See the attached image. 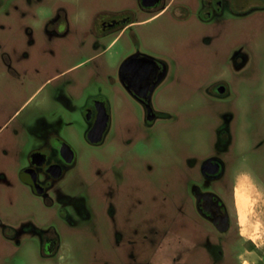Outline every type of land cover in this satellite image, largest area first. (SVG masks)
Instances as JSON below:
<instances>
[{
  "label": "rangeland",
  "instance_id": "obj_1",
  "mask_svg": "<svg viewBox=\"0 0 264 264\" xmlns=\"http://www.w3.org/2000/svg\"><path fill=\"white\" fill-rule=\"evenodd\" d=\"M39 1L0 0V264H40L33 246L11 256L17 240L6 230L28 224L60 239L58 264H239L234 256L246 247L233 225L218 234L202 224L200 254L195 187L229 197L242 239L257 246L241 262L264 264V0H231V12L207 29L165 15L134 38L88 34L83 43L43 32V18L33 21ZM133 1L71 7L85 9L90 26ZM136 47L167 65L151 127L117 81L118 63ZM217 83L225 96L211 94ZM95 100L109 117L99 145L86 138L84 111ZM50 147L69 149L73 161L45 199L19 173L33 149ZM207 159L222 163L218 179L201 174Z\"/></svg>",
  "mask_w": 264,
  "mask_h": 264
},
{
  "label": "flooded vegetation",
  "instance_id": "obj_2",
  "mask_svg": "<svg viewBox=\"0 0 264 264\" xmlns=\"http://www.w3.org/2000/svg\"><path fill=\"white\" fill-rule=\"evenodd\" d=\"M40 1L38 3H42V7L35 10L33 21H39V19L43 18V32L51 33L56 37L65 36L69 33L74 37L79 35L82 37L80 43H83L88 34L92 35L97 41L106 39L110 35H114V40L120 39L126 33H129L134 38V30L136 28L143 26L152 19L165 15H169L172 21L184 23L187 20H191L189 22L194 26H202L207 29L216 19L223 18L226 13H230L232 7L231 0H134L131 4L118 5L111 13L99 12L89 26L86 23L87 12L83 8L79 10L71 7L73 6V0H71V5H66L67 8L63 7L61 0H49L48 4ZM104 14L105 17H103ZM166 70V63L140 52L138 47L135 48L134 52L124 56L116 67L117 81L131 99L142 107L145 124L148 127H151L156 119L160 117V113L153 109L151 100L155 90L164 81ZM211 94L217 97L225 96V85L217 83L213 87ZM100 103L104 105L108 118L107 126L103 133L104 136L109 124L105 103L101 100L92 101L84 113L87 117L90 130L97 120V106ZM25 128L24 123L19 124L18 134H21ZM33 133L35 137V130H33ZM102 139L97 144L87 141L91 145H99ZM68 152L69 149L67 148L50 147L43 150L33 149L28 154L26 162L19 173V180L22 185L28 187L34 196L48 199L46 196L47 191L52 187L55 180L62 177L64 168L71 165L73 161V158L68 160ZM206 161H211L209 168L211 171H217L208 175L204 174L202 168ZM204 163L201 165L200 171L207 180H215L222 176L223 165L220 161L207 159ZM240 173L253 177L245 170ZM253 179L256 181L254 177ZM257 185L261 186L264 190V187L258 184V182ZM231 193L230 199L232 198ZM203 194H213L214 197L212 199L202 198ZM192 195L197 217V246L200 254L202 224L208 225L218 234L228 233L233 225L241 247L249 249H245L243 253L235 254L234 258L238 260L239 264H245L240 259L245 253L254 254L257 246L253 242L250 243L248 240L242 239L240 229L237 227L239 224L236 222L237 218L233 206L230 207L227 202L229 197L225 201L217 193L204 191L197 187L192 190ZM222 218H227L229 224L228 229L223 232L219 231L214 223L221 221ZM6 233L8 239L17 240L15 244L17 253L11 256L17 255L20 257L22 251L28 252V248L33 246V255L38 259L40 264H58L60 261L61 256L58 252L61 241L51 230L48 233L42 234L34 226L28 224L27 226L21 225L15 229L8 228ZM255 256L257 262L263 261L262 256L256 254Z\"/></svg>",
  "mask_w": 264,
  "mask_h": 264
},
{
  "label": "water",
  "instance_id": "obj_3",
  "mask_svg": "<svg viewBox=\"0 0 264 264\" xmlns=\"http://www.w3.org/2000/svg\"><path fill=\"white\" fill-rule=\"evenodd\" d=\"M130 61V60H129ZM98 116H97V120L96 122L94 123V125L92 126V128L88 131L87 135H86V138L87 140L92 143V144H97L101 141L102 139V136H103V133L106 129V126H107V122H108V118H107V115H106V111H105V107L102 103H100L98 106ZM68 157L70 160L72 158V153L69 151L68 152ZM210 165H211V161H206L203 165V168H202V172L204 174H211V173H214L216 171H211L209 168H210ZM212 197H214L213 194H203L202 195V198H210L212 199ZM218 228L219 231L223 232V231H226L228 229V220L227 218H222L221 221L219 222H214Z\"/></svg>",
  "mask_w": 264,
  "mask_h": 264
},
{
  "label": "crops",
  "instance_id": "obj_4",
  "mask_svg": "<svg viewBox=\"0 0 264 264\" xmlns=\"http://www.w3.org/2000/svg\"><path fill=\"white\" fill-rule=\"evenodd\" d=\"M258 186H259V185H258ZM259 187L261 188V186H259ZM261 190H263V189L261 188ZM262 192H263V197H264V190H263ZM263 201H264V199H263ZM246 240H250V241H252L250 237H246ZM252 242H253V241H252Z\"/></svg>",
  "mask_w": 264,
  "mask_h": 264
}]
</instances>
